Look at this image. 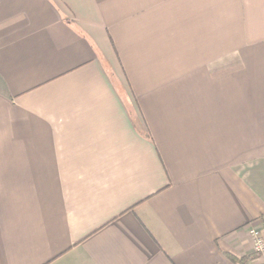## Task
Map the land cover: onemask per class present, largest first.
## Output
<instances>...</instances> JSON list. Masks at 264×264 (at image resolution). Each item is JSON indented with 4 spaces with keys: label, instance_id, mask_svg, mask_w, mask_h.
<instances>
[{
    "label": "crops",
    "instance_id": "crops-1",
    "mask_svg": "<svg viewBox=\"0 0 264 264\" xmlns=\"http://www.w3.org/2000/svg\"><path fill=\"white\" fill-rule=\"evenodd\" d=\"M264 0H0V264H260Z\"/></svg>",
    "mask_w": 264,
    "mask_h": 264
},
{
    "label": "built area",
    "instance_id": "built-area-1",
    "mask_svg": "<svg viewBox=\"0 0 264 264\" xmlns=\"http://www.w3.org/2000/svg\"><path fill=\"white\" fill-rule=\"evenodd\" d=\"M247 234L251 241L252 251L260 264H264V228L262 230L249 228Z\"/></svg>",
    "mask_w": 264,
    "mask_h": 264
},
{
    "label": "trees",
    "instance_id": "trees-1",
    "mask_svg": "<svg viewBox=\"0 0 264 264\" xmlns=\"http://www.w3.org/2000/svg\"><path fill=\"white\" fill-rule=\"evenodd\" d=\"M227 258L229 259V261H231L232 263L234 264H244V261L243 260H238V259H235L233 258L232 256H227Z\"/></svg>",
    "mask_w": 264,
    "mask_h": 264
}]
</instances>
